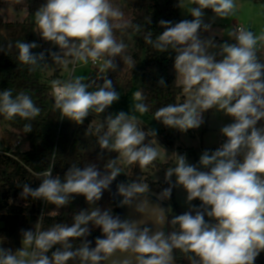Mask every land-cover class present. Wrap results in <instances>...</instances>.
<instances>
[{"label": "clouds", "instance_id": "obj_1", "mask_svg": "<svg viewBox=\"0 0 264 264\" xmlns=\"http://www.w3.org/2000/svg\"><path fill=\"white\" fill-rule=\"evenodd\" d=\"M190 3L191 19H161L157 24L163 31L155 36L148 31L143 37L156 52L174 54L173 70L185 94L182 103L167 104L153 115L166 128L187 134L203 127L207 114H221L229 121L218 128L222 142L203 150L196 162L187 153L175 152L174 165L164 173L167 187L157 195L156 204L149 186L138 180L117 183L113 193L121 161L145 168L160 156L148 139L157 131L142 128L135 114L149 111L146 97L142 91L134 92L133 113H109L95 129L100 149L118 154L103 171L95 163L72 164L62 177L52 170L40 173L36 188L18 185L22 200H41L59 210L83 196L88 207L74 212L71 223L47 229L41 227L42 213L35 227L21 229L19 249L0 244V264H110L117 255L124 257L123 264H175L177 251L188 264H256L264 253V61L259 55L264 34L237 28L228 33L231 42H217L204 35L212 28L205 10H211L213 20L227 18L235 14L236 0ZM33 18L38 36L52 48L35 52L40 47L35 41L15 43L17 60L30 71L41 67L46 55L64 67L102 61L101 73L115 71L116 58L127 47L117 40L115 30L141 31V25L126 21L111 0H44ZM123 59L135 67L130 56ZM157 85L167 86L163 77ZM50 86L54 109L79 124L91 113H105L120 99L113 81L103 74L87 82L80 76L55 79ZM40 113L24 91L0 90V116L28 121L25 133L32 131L30 121ZM174 190L183 192L186 210L168 216L159 202L170 200ZM106 191L118 198L119 206L134 208L139 218H122L101 208ZM168 226L170 231L165 230ZM94 229L101 234L93 242L88 237Z\"/></svg>", "mask_w": 264, "mask_h": 264}, {"label": "trees", "instance_id": "obj_2", "mask_svg": "<svg viewBox=\"0 0 264 264\" xmlns=\"http://www.w3.org/2000/svg\"><path fill=\"white\" fill-rule=\"evenodd\" d=\"M6 0H0V5ZM44 0H14L16 9H27L30 14L35 13ZM130 24L141 25V31L137 33L132 27L115 30L118 41L126 44L125 52L117 57L119 68L115 71H106V76L113 81L117 90L119 81L126 76H132L140 83L139 91L146 97L145 103L149 106L148 114L154 116V112L167 104H177L184 101L183 90L177 83V77L173 70V58L169 54H160L145 43L143 37L148 31L153 32V36L162 32L157 22L161 19L178 22L182 18L179 15V0H135L129 5ZM126 11V13L128 14ZM151 18L152 23H149ZM187 19H191L189 16ZM35 41V24L30 20L22 23H7L0 16V90L10 88L15 92L24 91L30 95L41 108L40 115L33 121L32 131L25 133L23 125L29 123L20 118L9 121L0 116V122L10 125L13 131H7L3 136L4 144L9 147L0 151V244L13 250L21 247V229L35 227L38 218L43 213V223L41 227L47 229L55 223H71L72 215L80 209L87 208L83 196H77L67 207L59 210L54 205L41 200H22L19 193L22 191L18 185L28 183L31 187L39 186V174L52 170L53 175L63 176L64 172L72 164L85 166L89 163L97 164L103 171L104 164L118 154L101 150L97 143V134L93 126V116L91 113L82 124L72 122L63 117L58 110L53 107L54 98L50 95L51 81L45 82L41 78V67L35 71H30L29 66L21 65L17 60L18 50L15 48L17 41ZM33 51L37 52V49ZM123 56H130L135 63V67L129 66ZM163 77L166 87L157 85L159 78ZM53 80L60 78V72L55 71ZM110 110L107 109L105 113ZM100 115V114H97ZM160 143L162 145L175 148L176 142L181 133L168 129L159 122ZM103 131V129H102ZM23 135L30 143V148L25 151L13 150L20 136ZM154 145V137L148 138ZM18 148V147H17ZM154 163V162H153ZM120 166V165H118ZM158 167L162 166L159 163ZM141 168L136 164L132 169L133 180L146 183L150 191L159 194L167 184L153 182L150 179L142 180ZM124 181L121 174L111 185L115 191L117 183ZM174 193V191H173ZM112 193L105 192L99 206L110 208L116 214ZM173 198V194H172ZM198 204L199 201H194ZM58 211L57 215L50 213ZM182 213L177 205L168 216ZM166 231L171 230V226L166 227ZM100 230L94 229L89 240L99 236ZM79 243L78 241L76 242ZM176 263L188 264L186 257L179 251L176 253ZM73 264V262H69ZM256 264H264V253L257 258Z\"/></svg>", "mask_w": 264, "mask_h": 264}, {"label": "rangeland", "instance_id": "obj_3", "mask_svg": "<svg viewBox=\"0 0 264 264\" xmlns=\"http://www.w3.org/2000/svg\"><path fill=\"white\" fill-rule=\"evenodd\" d=\"M135 0H111L115 7H119L124 13V19L129 22L130 12H128L129 5L134 4ZM193 5L190 0H179V15L182 19L189 17V8ZM128 12V14L126 13ZM205 20L212 24V28L208 33H204L205 36L215 37L217 42H223L224 40H229V32L234 30V25H240L246 30H251L256 33L257 36L264 34V0H236V11L234 15L227 18H215L212 19L213 13L211 10H205ZM0 16L7 23H22L31 21L34 23V15L30 14L27 9H16L14 5V0H6V2L0 5ZM37 29L35 27V35L40 45L37 48V52L51 49L52 46L45 43L40 39L37 34ZM231 42V41H230ZM58 51V49H55ZM260 59L264 61V47L259 50ZM102 62L98 64V67H92L90 62L85 65L83 63H78L75 65H69L67 67L55 64L50 56L46 55L45 61L42 62L41 78L45 82H50L53 80L52 76L55 71L60 72V80H66L70 77L80 76L84 77L85 81L96 80L101 74L106 75V73H101ZM56 79V78H55ZM54 79V80H55ZM141 83V82H140ZM140 83L137 79L132 76L123 77L117 87V91L120 94V99L118 102L114 103L108 113H102L100 115H92L93 126H101L104 118L109 114H115L119 111L133 113V106L135 101L133 100V93L140 89ZM177 83L180 85L177 78ZM181 86V85H180ZM182 87V86H181ZM51 95V94H50ZM184 99L185 94L183 93ZM52 97V95H51ZM94 114V113H93ZM140 121V126L144 129H155L157 131V136L154 137V146L160 152V156L153 164L143 168L141 170L142 180L150 179L153 182L160 184L164 183V173L169 166H173L175 163V152L187 153L188 159L191 162H196L199 158V154L205 149H215L222 142V137L218 133V128L222 123H227L228 118L221 114H216L215 112L209 113L206 116V124L199 130H190L187 134H180L179 139L176 142L175 148H170L162 145L160 143V128L157 121H155L154 116L144 113H135ZM7 131H13L10 125L0 122V151L7 150V147L3 142V136ZM23 141L20 142L18 148H12L13 150L18 149L20 151H25L30 148V143L27 138L21 135ZM162 166L158 167L157 164ZM122 168L121 176L124 181H133L132 169L136 164L128 165L122 161L119 163ZM112 192L115 191L112 189ZM151 199L157 201V193L152 192ZM184 194L179 190H174L173 198L168 201H162L161 203L167 209V214L173 212L174 206L180 209L181 212L185 211L184 207ZM112 203L116 214L120 215L122 218L128 219H138V214L135 213L134 208L124 206H119L118 198L112 197ZM2 227V223H0ZM175 264H178L175 262Z\"/></svg>", "mask_w": 264, "mask_h": 264}, {"label": "water", "instance_id": "obj_4", "mask_svg": "<svg viewBox=\"0 0 264 264\" xmlns=\"http://www.w3.org/2000/svg\"><path fill=\"white\" fill-rule=\"evenodd\" d=\"M107 78H108V76H107ZM97 82L99 83L102 81L97 80ZM151 200H152L153 204H156L158 202V201H155L153 199H151ZM159 203H161V202H159ZM161 205L165 208V206L162 203H161ZM165 210L167 212L166 208H165ZM123 260H124V257L117 255V256H114L112 258V261H110V264H123Z\"/></svg>", "mask_w": 264, "mask_h": 264}, {"label": "built area", "instance_id": "obj_5", "mask_svg": "<svg viewBox=\"0 0 264 264\" xmlns=\"http://www.w3.org/2000/svg\"><path fill=\"white\" fill-rule=\"evenodd\" d=\"M237 28H244V27H242V26H240V25H234V30L237 29ZM244 29H245V28H244ZM101 62H102V61H98L96 64H92V63L90 62V64H91L92 67H98V64L101 63ZM50 94L52 95V89L50 90ZM52 97H53V95H52ZM20 142H21V139H19L15 144H13V148H17V147H19V146H20Z\"/></svg>", "mask_w": 264, "mask_h": 264}, {"label": "crops", "instance_id": "obj_6", "mask_svg": "<svg viewBox=\"0 0 264 264\" xmlns=\"http://www.w3.org/2000/svg\"><path fill=\"white\" fill-rule=\"evenodd\" d=\"M262 1V0H261ZM99 77V76H98ZM59 80H60V78H59ZM19 139H21V141H23V138L20 136V138Z\"/></svg>", "mask_w": 264, "mask_h": 264}]
</instances>
